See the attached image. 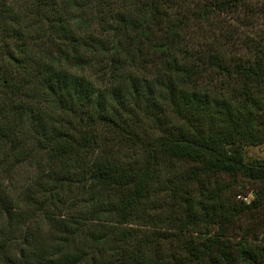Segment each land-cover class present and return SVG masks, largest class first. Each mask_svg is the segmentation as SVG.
Returning a JSON list of instances; mask_svg holds the SVG:
<instances>
[{
    "label": "trees",
    "instance_id": "1",
    "mask_svg": "<svg viewBox=\"0 0 264 264\" xmlns=\"http://www.w3.org/2000/svg\"><path fill=\"white\" fill-rule=\"evenodd\" d=\"M262 144L264 0H0L16 264H264Z\"/></svg>",
    "mask_w": 264,
    "mask_h": 264
},
{
    "label": "rangeland",
    "instance_id": "2",
    "mask_svg": "<svg viewBox=\"0 0 264 264\" xmlns=\"http://www.w3.org/2000/svg\"><path fill=\"white\" fill-rule=\"evenodd\" d=\"M246 160H261L264 161V144L260 146H248L245 148ZM37 174V169L35 168L34 162L28 164H21L15 168L12 172L7 167L0 168V190H2L1 197H4V203L8 205L11 202H14L19 197L21 190L24 188L25 181H28L31 177H34ZM238 185H243V188L237 187L235 190L234 199L238 200L240 196H245L247 201L249 202L253 197V195H249V193L254 190V185L251 183H238ZM239 189V190H238ZM4 212L0 215V245H4L6 253H12V256H9L8 260L3 257V254L0 253V264H16L19 259V255L15 248L17 247V241L9 243L6 245V235L4 234V230L6 229V219ZM2 216V218H1ZM35 223L31 222V226ZM17 244V245H16ZM10 261V262H7Z\"/></svg>",
    "mask_w": 264,
    "mask_h": 264
},
{
    "label": "built area",
    "instance_id": "3",
    "mask_svg": "<svg viewBox=\"0 0 264 264\" xmlns=\"http://www.w3.org/2000/svg\"><path fill=\"white\" fill-rule=\"evenodd\" d=\"M249 195L252 196V195H253V192L251 191V192L249 193ZM239 199H241V200L244 201V202H248L247 199L245 198V196H240Z\"/></svg>",
    "mask_w": 264,
    "mask_h": 264
}]
</instances>
